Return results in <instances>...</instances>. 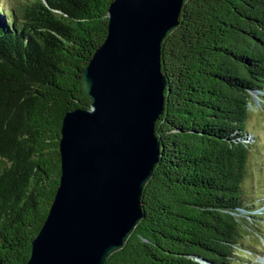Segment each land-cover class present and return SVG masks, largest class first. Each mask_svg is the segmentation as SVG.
Segmentation results:
<instances>
[{
  "label": "trees",
  "instance_id": "trees-1",
  "mask_svg": "<svg viewBox=\"0 0 264 264\" xmlns=\"http://www.w3.org/2000/svg\"><path fill=\"white\" fill-rule=\"evenodd\" d=\"M110 2L0 0V264H24L48 213L62 117L89 104L78 77L105 38ZM160 62V154L142 216L103 264L248 263L264 240L252 131L253 94L264 104V0H183Z\"/></svg>",
  "mask_w": 264,
  "mask_h": 264
},
{
  "label": "water",
  "instance_id": "water-1",
  "mask_svg": "<svg viewBox=\"0 0 264 264\" xmlns=\"http://www.w3.org/2000/svg\"><path fill=\"white\" fill-rule=\"evenodd\" d=\"M183 0H111L107 30L79 75L87 107L63 114L60 176L24 264H103L142 216L160 154V49Z\"/></svg>",
  "mask_w": 264,
  "mask_h": 264
},
{
  "label": "rangeland",
  "instance_id": "rangeland-1",
  "mask_svg": "<svg viewBox=\"0 0 264 264\" xmlns=\"http://www.w3.org/2000/svg\"><path fill=\"white\" fill-rule=\"evenodd\" d=\"M1 1H3L4 4H9L11 1H15V0H1ZM252 97H253L252 107L256 109L253 118L256 125L252 129V131L253 134H255L257 136V139L259 140L258 142L259 153L258 154L255 153V155L257 157V161H259V167L261 166L260 172L258 170L259 176L256 182L258 187L257 189H255L256 190L255 193H261L262 191L259 186L261 185L262 189H264V106H263L264 104L261 102L260 97L256 93H254ZM260 103H262L261 106ZM257 139L254 137V135L251 136L247 135L246 137V141L252 143L253 145L255 144ZM253 147L256 146L254 145ZM247 261L248 263H244V264H264V240L258 243V245L255 248V251L250 256V260Z\"/></svg>",
  "mask_w": 264,
  "mask_h": 264
}]
</instances>
